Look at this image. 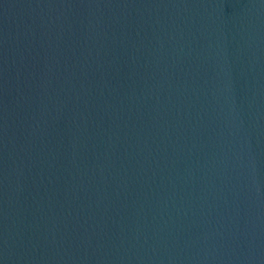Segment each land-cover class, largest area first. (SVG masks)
<instances>
[{"label": "water", "instance_id": "water-1", "mask_svg": "<svg viewBox=\"0 0 264 264\" xmlns=\"http://www.w3.org/2000/svg\"><path fill=\"white\" fill-rule=\"evenodd\" d=\"M0 264H264V0H0Z\"/></svg>", "mask_w": 264, "mask_h": 264}]
</instances>
